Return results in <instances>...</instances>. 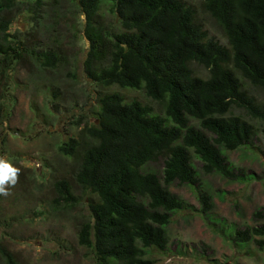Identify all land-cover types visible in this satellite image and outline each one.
I'll use <instances>...</instances> for the list:
<instances>
[{
	"label": "trees",
	"instance_id": "1",
	"mask_svg": "<svg viewBox=\"0 0 264 264\" xmlns=\"http://www.w3.org/2000/svg\"><path fill=\"white\" fill-rule=\"evenodd\" d=\"M73 1L84 17L86 78L105 87L141 91L162 109L161 116L154 115L136 100L104 93L98 99L97 124L83 126L76 138L60 145L59 153L72 163L75 185L92 195L76 241L93 249L99 264H153L145 258L146 250H165L171 216L185 207L167 187L198 185L192 158L202 175L236 179L240 173L223 151L250 146L255 132L248 120L264 118V108L242 85L264 91V0H203L225 46L207 35L182 0ZM42 3L35 0L34 8ZM11 7L12 0H0V57L6 65L32 55L9 40L2 13ZM104 8L117 18L116 29L102 22ZM50 13L42 16L46 41L36 47L33 61L38 70L55 74L66 61ZM192 63L207 71L206 78L193 74ZM233 109L245 118L232 115ZM158 162V170L147 169ZM52 187L54 205L72 200L65 181ZM196 197L200 213H209V194L198 190ZM255 237H264L263 226L232 233L240 245L260 246ZM6 263L15 264L9 257Z\"/></svg>",
	"mask_w": 264,
	"mask_h": 264
},
{
	"label": "rangeland",
	"instance_id": "2",
	"mask_svg": "<svg viewBox=\"0 0 264 264\" xmlns=\"http://www.w3.org/2000/svg\"><path fill=\"white\" fill-rule=\"evenodd\" d=\"M34 1L12 0L11 9L2 13L8 21L9 40L32 50V55H23L11 65L1 63L0 57V158L19 169L16 184L7 186L9 194L0 195V264H7V257L15 264H99L93 249L76 241L79 223L88 219L92 195L75 185L72 163L58 149L76 138L83 126L97 124L98 99L104 93L136 100L154 115L161 116L162 109L141 91L105 87L86 78L82 64L88 42L83 34L84 17L75 1L43 0L40 8H34ZM182 1L192 7L196 22L207 35L225 46L220 29L203 10V0ZM48 13L66 61L55 74L38 70L33 61L34 52L40 49L36 47L46 41L43 25L47 20L42 16ZM100 15L109 28L118 27L117 18L106 8ZM190 66L195 76L206 78L205 69ZM242 85L264 108V91L246 82ZM231 114L245 118L237 109ZM248 121L255 132L251 145L223 151L227 162L240 173L236 179L216 173L202 175L198 161L192 158L198 185L167 187L185 207L171 216L165 250H146L145 258L153 264H264V237L254 238L262 242L260 246L254 242L240 245L232 239L235 229L264 227V214L255 215L264 213V118ZM159 167L158 162L147 169ZM58 180L67 183L72 200L54 205L52 185ZM198 190L211 198L207 214L200 213Z\"/></svg>",
	"mask_w": 264,
	"mask_h": 264
},
{
	"label": "clouds",
	"instance_id": "3",
	"mask_svg": "<svg viewBox=\"0 0 264 264\" xmlns=\"http://www.w3.org/2000/svg\"><path fill=\"white\" fill-rule=\"evenodd\" d=\"M18 175V168L13 167L12 164L0 158V195L7 196L9 194L7 186L15 185Z\"/></svg>",
	"mask_w": 264,
	"mask_h": 264
}]
</instances>
